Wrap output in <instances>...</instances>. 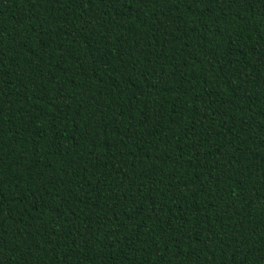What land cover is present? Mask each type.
<instances>
[{"label":"trees","instance_id":"trees-1","mask_svg":"<svg viewBox=\"0 0 264 264\" xmlns=\"http://www.w3.org/2000/svg\"><path fill=\"white\" fill-rule=\"evenodd\" d=\"M0 264H264V0H0Z\"/></svg>","mask_w":264,"mask_h":264}]
</instances>
